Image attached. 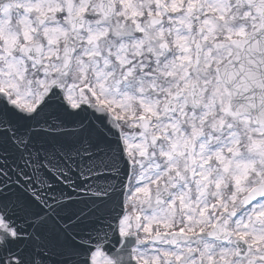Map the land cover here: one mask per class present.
Returning a JSON list of instances; mask_svg holds the SVG:
<instances>
[{
  "label": "snow or ice",
  "instance_id": "6c2138e0",
  "mask_svg": "<svg viewBox=\"0 0 264 264\" xmlns=\"http://www.w3.org/2000/svg\"><path fill=\"white\" fill-rule=\"evenodd\" d=\"M0 264H264V0H0Z\"/></svg>",
  "mask_w": 264,
  "mask_h": 264
}]
</instances>
